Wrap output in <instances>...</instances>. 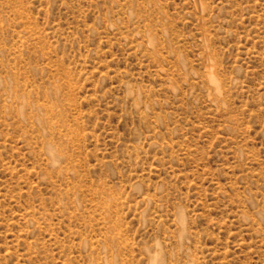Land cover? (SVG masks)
Returning <instances> with one entry per match:
<instances>
[{
	"label": "rangeland",
	"instance_id": "1",
	"mask_svg": "<svg viewBox=\"0 0 264 264\" xmlns=\"http://www.w3.org/2000/svg\"><path fill=\"white\" fill-rule=\"evenodd\" d=\"M0 264H264V0H0Z\"/></svg>",
	"mask_w": 264,
	"mask_h": 264
}]
</instances>
